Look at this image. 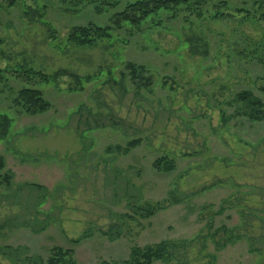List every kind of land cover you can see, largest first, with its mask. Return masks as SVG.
Here are the masks:
<instances>
[{
    "label": "rangeland",
    "instance_id": "obj_1",
    "mask_svg": "<svg viewBox=\"0 0 264 264\" xmlns=\"http://www.w3.org/2000/svg\"><path fill=\"white\" fill-rule=\"evenodd\" d=\"M136 1L0 0V264H48L53 248L123 264L161 242L177 248L153 264H264V120L238 99L264 104V0H189L69 41ZM128 63L152 84L135 85ZM60 70L79 81L34 75ZM25 88L49 109L16 107Z\"/></svg>",
    "mask_w": 264,
    "mask_h": 264
},
{
    "label": "trees",
    "instance_id": "obj_2",
    "mask_svg": "<svg viewBox=\"0 0 264 264\" xmlns=\"http://www.w3.org/2000/svg\"><path fill=\"white\" fill-rule=\"evenodd\" d=\"M189 0H138L128 4L126 8L115 14L111 20V25L108 27H99L92 23L86 26H77L71 30L69 41L78 46H91L98 41L108 38L112 29H120L123 23H129L133 27H139L140 24L149 16L157 13L162 9H170L186 5ZM15 0H10V5H13ZM126 68L129 70V75L135 85L139 87H149L152 84V76L148 74V70L144 66H137L133 63H128ZM42 81L56 80L57 78L69 75L79 81V76L71 74L67 70H60L52 77H49L40 72L34 74ZM238 99L247 103L250 111L247 116L253 121L264 120V104L260 99L252 96L250 92H244L238 96ZM16 107H21L27 114L35 115L43 113L49 109V103L44 99L41 91L36 89H22L19 91L17 98L14 100ZM11 127V119L7 115L0 114V139L7 137ZM140 141L133 140L127 144L125 148L118 146L117 151L127 153L130 148L135 147ZM5 162L0 156V172L4 169ZM155 167L165 171H170L174 168V162L168 159H160L156 162ZM10 177V176H9ZM1 179V173H0ZM6 181L10 178L5 177ZM153 209L148 206L144 209L147 215L153 214ZM177 248L175 243L161 242L156 245H148L144 248L135 247L132 249L131 259L123 264H153L158 260H169L172 254L171 249ZM74 251L72 249L64 250L62 248H53L51 256L48 259V264H75L72 259ZM102 264H108L103 262Z\"/></svg>",
    "mask_w": 264,
    "mask_h": 264
}]
</instances>
